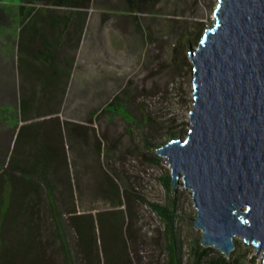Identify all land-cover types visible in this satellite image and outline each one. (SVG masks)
<instances>
[{"label":"trees","instance_id":"1","mask_svg":"<svg viewBox=\"0 0 264 264\" xmlns=\"http://www.w3.org/2000/svg\"><path fill=\"white\" fill-rule=\"evenodd\" d=\"M122 1L124 7L120 11L131 16L130 25L134 24L136 46L141 50L145 44H154L165 29L173 38L169 47L171 58L175 60L189 48L194 37L201 39L204 34L205 29L201 28L199 22L180 23L177 19L180 15H174L175 18L167 20L166 25L135 15L141 12L143 3L150 0ZM170 1L176 6L183 0ZM94 2L0 0V21L7 15L17 32L18 74L25 68L43 69L51 66V60L46 61L45 65L40 61L37 65L35 55L27 56V59L22 57V51L36 46V31L50 30L51 27L42 26V22H79L76 30L80 38L85 23L92 20V11L100 13L98 20L107 23L106 30L117 34L118 50L107 52L108 66H117V62L120 63L126 54L131 57L137 54L133 49V39L126 36L125 29H119L122 25L115 13L94 7ZM181 24L182 28L179 27L180 31L176 35L175 28ZM123 41L126 49L131 47L129 51L123 52ZM122 80L119 74L117 83L108 92L107 103H79L72 112L68 103H26L24 92L22 89L18 91L20 120L15 123V140L6 163H0V212L17 210L42 214L43 218H38L36 222L45 230L51 229V234L46 235L45 244L52 246L61 264L133 262L137 238L133 227L134 213L124 190L99 164L104 156L107 157L106 137L101 130L104 115L127 114L132 118L129 121L142 129L145 136L159 129L164 131L169 140L178 133H187L185 125L177 132L173 121H170V125H164L147 109H144L145 117L136 120L127 110L129 104L133 103V79L124 85ZM153 146L154 143L149 142L146 147ZM87 194L102 203L108 198L110 209L102 211L95 210V206H87L84 198ZM152 206L164 220L171 218L166 205L152 203ZM165 228L168 229V223ZM163 250V264H242V261L227 258L213 248L201 246L198 241L190 245L185 254L184 244L176 234L172 241L168 239Z\"/></svg>","mask_w":264,"mask_h":264},{"label":"water","instance_id":"2","mask_svg":"<svg viewBox=\"0 0 264 264\" xmlns=\"http://www.w3.org/2000/svg\"><path fill=\"white\" fill-rule=\"evenodd\" d=\"M188 56L186 136L155 153L174 193L182 184L192 194L201 246L229 258L239 237L264 264V0H217L212 26Z\"/></svg>","mask_w":264,"mask_h":264},{"label":"rangeland","instance_id":"3","mask_svg":"<svg viewBox=\"0 0 264 264\" xmlns=\"http://www.w3.org/2000/svg\"><path fill=\"white\" fill-rule=\"evenodd\" d=\"M94 1V7L115 13L118 17L116 19L122 25L119 29H125L126 36L133 39V49L137 52L132 57L126 54L120 59V63L117 62V66L111 67L122 76L123 85L133 79V103L129 104L127 110L139 120L145 117L144 109H147L164 125H170V121H173L177 132L182 125L187 130L189 112L193 106V74L188 56L189 48L173 60L169 47L173 38L169 31L163 29L154 44H145L141 50L136 46L134 24L130 25L131 16L120 11L124 7L123 1ZM216 5L217 0H183L176 6L170 0H150L143 3L141 12L135 15L165 25L167 20L175 18L174 15H180L177 18L180 23L197 21L201 28L207 29L214 21ZM99 17L100 13L91 12L92 20H98ZM183 24L175 28V33L180 31ZM16 35L15 27L5 15L3 21H0V163H6L8 159L15 140V123L20 120ZM194 38L190 45L192 48H196L200 40L199 37ZM124 42L123 52L129 51L131 47L126 49ZM68 105L72 112L79 103ZM121 114L114 113L103 117L101 130L106 137L107 157L104 156L99 164L124 190L125 198L135 216L133 227L137 238L131 264H163V247L168 239L169 242L172 241L175 234L183 242L185 254L188 253L190 245L200 242L202 233L193 228L196 210L192 194L182 184L176 187L174 193L168 163H165V158L155 153L156 148L170 139L164 131L159 129L145 136L142 129L129 121L131 117L123 112ZM185 136L186 132L178 133L175 138L184 139ZM149 142L154 143V146L146 147ZM84 198L86 205L91 208L95 206V210L110 209L108 198L103 203L93 200L90 194ZM152 203L166 205L171 212V218L164 217V220L155 211ZM234 241L236 246L229 258L242 261V264H261V252H257L256 247L244 243L239 237H235Z\"/></svg>","mask_w":264,"mask_h":264},{"label":"crops","instance_id":"4","mask_svg":"<svg viewBox=\"0 0 264 264\" xmlns=\"http://www.w3.org/2000/svg\"><path fill=\"white\" fill-rule=\"evenodd\" d=\"M41 24L50 30L36 31V46L22 51V57L35 55L37 65L52 62L50 68H25L18 74L24 102L107 103L119 75L107 60L108 51L118 50L116 32L106 30L107 23L99 20H88L80 38L79 22ZM38 218L42 214L0 212V264H61L52 246L45 244L51 229L41 228Z\"/></svg>","mask_w":264,"mask_h":264}]
</instances>
